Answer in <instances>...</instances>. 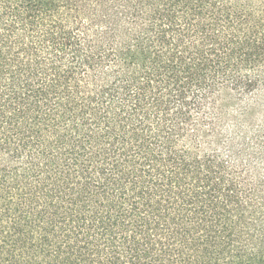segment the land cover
Here are the masks:
<instances>
[{
    "label": "trees",
    "instance_id": "1",
    "mask_svg": "<svg viewBox=\"0 0 264 264\" xmlns=\"http://www.w3.org/2000/svg\"><path fill=\"white\" fill-rule=\"evenodd\" d=\"M0 264H264V0H0Z\"/></svg>",
    "mask_w": 264,
    "mask_h": 264
}]
</instances>
